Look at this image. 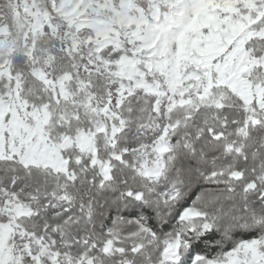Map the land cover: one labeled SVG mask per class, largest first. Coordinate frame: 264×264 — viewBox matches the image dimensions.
<instances>
[{"label": "snow or ice", "instance_id": "obj_1", "mask_svg": "<svg viewBox=\"0 0 264 264\" xmlns=\"http://www.w3.org/2000/svg\"><path fill=\"white\" fill-rule=\"evenodd\" d=\"M0 264H264V0H0Z\"/></svg>", "mask_w": 264, "mask_h": 264}]
</instances>
